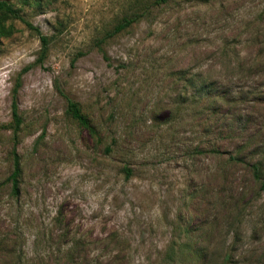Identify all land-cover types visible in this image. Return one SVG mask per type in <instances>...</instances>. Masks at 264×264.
Here are the masks:
<instances>
[{
    "label": "rangeland",
    "instance_id": "obj_1",
    "mask_svg": "<svg viewBox=\"0 0 264 264\" xmlns=\"http://www.w3.org/2000/svg\"><path fill=\"white\" fill-rule=\"evenodd\" d=\"M7 1L48 45L35 63L38 38L19 19L0 37V264H264L263 197L239 166L191 152L207 142L195 75L226 73L224 44L253 62L264 0ZM233 108L222 119L233 134L237 115L264 123V104Z\"/></svg>",
    "mask_w": 264,
    "mask_h": 264
},
{
    "label": "trees",
    "instance_id": "obj_2",
    "mask_svg": "<svg viewBox=\"0 0 264 264\" xmlns=\"http://www.w3.org/2000/svg\"><path fill=\"white\" fill-rule=\"evenodd\" d=\"M19 12V8L12 2L0 0V37H6L12 32L11 19H19V21L24 24V27L29 31L32 30L38 38L39 48L34 62L40 63L46 54L48 41L44 35L38 32L36 27L23 20ZM138 15L139 14L123 16L119 22L111 27V30L106 33L105 37H110L112 34L129 26L137 19ZM229 46L228 44H224L222 60L219 63V65L226 70L224 75L218 74L222 77L218 75L210 76L207 73L206 77L195 75V81H197L195 85L196 102L202 103L198 108L199 114H201V111L204 112L202 115L205 120H207L206 123L201 124L200 131L207 137V142L205 145L197 143L192 148L191 152L200 153L201 151H206V154H211L221 160L222 167L233 168V166L237 165L244 173L248 174L250 183L254 187L252 199L258 201L261 196L263 197L260 202L263 212L260 214L258 221V225L262 226L264 225V123L261 125L244 115L239 116L236 114L238 130L233 134L232 129L228 125L224 127L222 119L229 116L230 111H232L230 109H234L233 107L256 103L264 104V84L259 82L252 83L253 78L255 76L259 78L262 77V72L264 71V58H262V55L264 56V44L259 46L253 62L250 63L238 57V50L234 49L229 51ZM27 68L28 66L23 67L20 73L24 72ZM17 87L18 84L17 81H15L11 88V100L9 105L13 136H15L21 123L16 111ZM77 106L76 102L69 101L67 103L66 112L69 118L76 121L81 127L87 129L91 134L96 136V131L93 126L89 123L87 118L79 112ZM219 122H222L223 125H220ZM249 123L252 124V126H249ZM219 140H228L225 145L230 144L233 140L236 141L233 142L231 149H223L222 143H219ZM13 146L10 150L12 169L8 175L11 194L16 193L20 176L19 162L17 161ZM108 147H103V151L108 152ZM124 169L125 173L129 172L128 168L125 167ZM244 203L240 204L244 205ZM198 255L199 253L195 252V256ZM224 262L230 263V257L228 258V256H225Z\"/></svg>",
    "mask_w": 264,
    "mask_h": 264
}]
</instances>
